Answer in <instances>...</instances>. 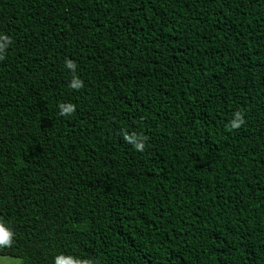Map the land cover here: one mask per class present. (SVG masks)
I'll return each instance as SVG.
<instances>
[{
	"label": "trees",
	"instance_id": "1",
	"mask_svg": "<svg viewBox=\"0 0 264 264\" xmlns=\"http://www.w3.org/2000/svg\"><path fill=\"white\" fill-rule=\"evenodd\" d=\"M0 35V256L264 264V0H0Z\"/></svg>",
	"mask_w": 264,
	"mask_h": 264
},
{
	"label": "clouds",
	"instance_id": "2",
	"mask_svg": "<svg viewBox=\"0 0 264 264\" xmlns=\"http://www.w3.org/2000/svg\"><path fill=\"white\" fill-rule=\"evenodd\" d=\"M9 43L10 41L8 37L4 35H0V59L3 58V55H2L3 51ZM65 67L68 70L74 71L76 68V64L72 60H65ZM70 87L72 89L78 90L81 87H83V82L74 76L70 82ZM58 109H59V114L61 116L71 115L75 111V106L72 104H60L58 105ZM242 123H243L242 116L239 113H235L234 119L231 121V127L238 128L240 127ZM125 138L129 139L128 137H125ZM131 139L134 140L135 138H131ZM134 147L137 151H140V152L144 150L143 143H135ZM13 237H14L13 231L5 227L3 222H0V248L10 247L13 243ZM57 260L55 261V264H57ZM0 264H10V262L6 258H0ZM75 264H90V261L89 260H77Z\"/></svg>",
	"mask_w": 264,
	"mask_h": 264
},
{
	"label": "rangeland",
	"instance_id": "3",
	"mask_svg": "<svg viewBox=\"0 0 264 264\" xmlns=\"http://www.w3.org/2000/svg\"><path fill=\"white\" fill-rule=\"evenodd\" d=\"M0 258H6L10 262V264H20L21 263V260L17 258H11L7 256H0Z\"/></svg>",
	"mask_w": 264,
	"mask_h": 264
}]
</instances>
